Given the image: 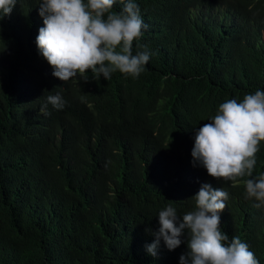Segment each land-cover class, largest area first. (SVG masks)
Masks as SVG:
<instances>
[{"label": "trees", "instance_id": "obj_1", "mask_svg": "<svg viewBox=\"0 0 264 264\" xmlns=\"http://www.w3.org/2000/svg\"><path fill=\"white\" fill-rule=\"evenodd\" d=\"M39 3L17 0L0 20V264H180L185 237L171 251L161 239L155 257L145 246L159 211L194 210L204 183L229 194L221 230L264 264V206L244 184L264 173V141L234 181L191 156L220 103L264 91V0H135L145 70L64 82L35 42ZM57 93L62 109L46 104Z\"/></svg>", "mask_w": 264, "mask_h": 264}, {"label": "clouds", "instance_id": "obj_2", "mask_svg": "<svg viewBox=\"0 0 264 264\" xmlns=\"http://www.w3.org/2000/svg\"><path fill=\"white\" fill-rule=\"evenodd\" d=\"M17 0H0V20L9 15ZM117 0H40L38 14L43 27L38 29L37 48L52 67V75L61 81L79 76L87 81L91 70L95 79L108 80L111 74L138 77L150 59L144 51L133 54V43L143 36L146 25L135 0H121L123 7L114 11ZM46 104L62 109L65 101L57 93ZM46 109V105H45ZM42 109L43 114L47 111ZM209 123L195 135L191 156L214 179L236 180L252 176L256 153L264 141V91L245 94L243 99L220 103ZM246 198L264 206V173L244 181ZM228 192L204 183L191 197L194 210L178 216L171 204L158 213L159 229L155 240L146 245L151 256L157 255L162 239L169 251L186 238L187 252L180 264H259L249 246L239 236L221 230L219 213L226 207ZM179 219V223L177 221ZM150 231V229H146Z\"/></svg>", "mask_w": 264, "mask_h": 264}]
</instances>
